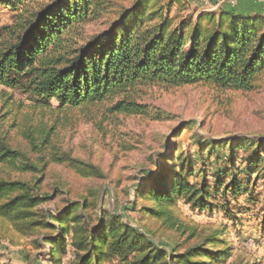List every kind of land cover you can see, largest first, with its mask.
I'll use <instances>...</instances> for the list:
<instances>
[{"label":"trees","instance_id":"16d2710c","mask_svg":"<svg viewBox=\"0 0 264 264\" xmlns=\"http://www.w3.org/2000/svg\"><path fill=\"white\" fill-rule=\"evenodd\" d=\"M110 2L0 0L13 13L11 22L0 25V86L33 102L19 123L13 116L5 127L9 111L0 114V219L21 236L36 235L32 242L48 264H61L66 254L68 264H220L230 255L221 237L225 228L189 245L200 234L179 216L176 202L182 199L198 211L221 209L233 219L227 194L234 199L250 195L252 173L264 182V139L228 137L204 143L200 154H215L223 164L211 184L204 169H199L200 181H190L195 170L189 156L178 166L166 161L158 170L145 171L127 209L184 237L169 251L152 241L148 229L106 209L97 211L98 196L42 207L63 193L55 186L51 191L42 187L49 164H66L82 178L100 175L97 166L55 145L58 130L73 121V114H85L86 120L95 111L102 112L101 120L118 115L157 119L158 113H150L139 99L142 87L205 84L250 91L264 74V13L219 6L195 18L179 17L170 16V9L185 0H132L118 7L107 27L85 34ZM9 100L11 96L4 99ZM16 126L29 152L11 146L8 129ZM238 149L249 150L244 168L235 166ZM216 195L224 202L216 203ZM142 200L148 203L137 207Z\"/></svg>","mask_w":264,"mask_h":264},{"label":"rangeland","instance_id":"374dc122","mask_svg":"<svg viewBox=\"0 0 264 264\" xmlns=\"http://www.w3.org/2000/svg\"><path fill=\"white\" fill-rule=\"evenodd\" d=\"M131 1L111 0L99 17L86 26L85 34L107 27L116 17L118 7L127 6ZM167 1L161 0L162 3ZM219 6L247 14L264 13V0H185L182 6L172 5L170 16L191 15L195 18L199 12H216ZM12 15L8 7L0 4V25L11 22ZM138 94L140 101L150 108V113H158L159 118L118 115L101 120L102 112L95 111L91 119L86 120L85 114L75 113L73 121L58 130L55 145L71 157L97 166L100 175L82 178L66 164H49L42 187L51 191L55 186L63 193H59L55 202L44 203L42 207L53 209L65 200L98 196L97 211L106 209L121 215L132 226L148 229L152 241L169 251L184 237L164 230L158 221L140 211L127 209L128 201L134 199L133 189L143 182L145 171L158 170L166 161L178 166L180 159L187 156L194 160L195 175L190 181H200L199 169H204L211 184L214 172L223 164L215 161V154L206 155L205 151L200 154V149H205L204 143L228 137L264 139V74L250 91L224 90L205 84L172 87L155 84L142 87ZM7 96H11L8 103L4 101ZM32 104L27 95L0 86V114L9 111L5 127L10 125L13 116L19 123L29 114ZM8 131L11 146L29 152L18 134V127ZM248 151H236V167L246 166L244 159ZM220 153L226 155L227 151ZM29 155L36 161L35 154ZM25 177L31 178V175ZM250 180V195L241 194L234 199L227 194L233 219L221 209L198 211L182 199L176 202L179 216L195 225L200 234L188 242L189 245L198 244L209 232L225 228L221 237L230 248V255L220 264H264V182L256 177V173L251 174ZM215 197L216 203L224 202L220 195ZM143 203L148 202L138 201L137 207ZM36 238V235H19L8 222L0 219V264H48L46 255L43 256L32 242ZM68 256L63 257L61 264H68ZM103 264L118 263L113 260Z\"/></svg>","mask_w":264,"mask_h":264}]
</instances>
